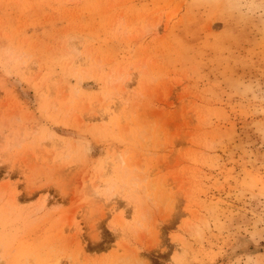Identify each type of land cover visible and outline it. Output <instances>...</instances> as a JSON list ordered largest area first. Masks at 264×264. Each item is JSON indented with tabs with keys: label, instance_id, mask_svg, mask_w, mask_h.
Instances as JSON below:
<instances>
[{
	"label": "rangeland",
	"instance_id": "374dc122",
	"mask_svg": "<svg viewBox=\"0 0 264 264\" xmlns=\"http://www.w3.org/2000/svg\"><path fill=\"white\" fill-rule=\"evenodd\" d=\"M0 264H264V0H0Z\"/></svg>",
	"mask_w": 264,
	"mask_h": 264
}]
</instances>
